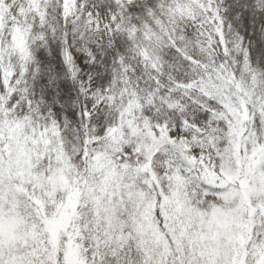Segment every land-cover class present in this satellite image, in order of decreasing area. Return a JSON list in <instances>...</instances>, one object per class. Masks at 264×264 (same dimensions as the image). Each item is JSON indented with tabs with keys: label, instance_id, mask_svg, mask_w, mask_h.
Masks as SVG:
<instances>
[{
	"label": "snow or ice",
	"instance_id": "6c2138e0",
	"mask_svg": "<svg viewBox=\"0 0 264 264\" xmlns=\"http://www.w3.org/2000/svg\"><path fill=\"white\" fill-rule=\"evenodd\" d=\"M0 264H264V0H0Z\"/></svg>",
	"mask_w": 264,
	"mask_h": 264
}]
</instances>
